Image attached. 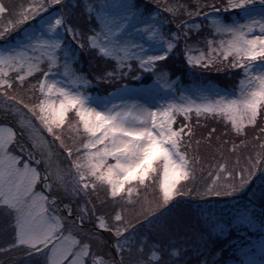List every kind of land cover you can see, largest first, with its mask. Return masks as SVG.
Returning <instances> with one entry per match:
<instances>
[{"label": "snow or ice", "instance_id": "1", "mask_svg": "<svg viewBox=\"0 0 264 264\" xmlns=\"http://www.w3.org/2000/svg\"><path fill=\"white\" fill-rule=\"evenodd\" d=\"M0 264H264V0H0Z\"/></svg>", "mask_w": 264, "mask_h": 264}, {"label": "trees", "instance_id": "2", "mask_svg": "<svg viewBox=\"0 0 264 264\" xmlns=\"http://www.w3.org/2000/svg\"><path fill=\"white\" fill-rule=\"evenodd\" d=\"M9 2H11V0H9ZM241 231L243 232L244 229H241ZM258 238H259L258 234L252 233V232H249L246 237L245 236H237V234L235 232H233V235L230 237V239H239L242 242H250L251 240H255ZM229 258L230 259H238V256L236 254H234L231 249L226 248L225 249V255L222 256L220 259L224 260V259H229Z\"/></svg>", "mask_w": 264, "mask_h": 264}]
</instances>
